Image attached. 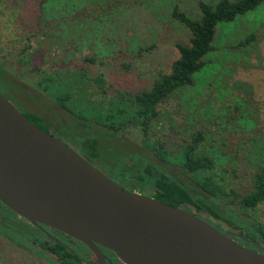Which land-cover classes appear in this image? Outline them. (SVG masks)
<instances>
[{
    "label": "rangeland",
    "instance_id": "374dc122",
    "mask_svg": "<svg viewBox=\"0 0 264 264\" xmlns=\"http://www.w3.org/2000/svg\"><path fill=\"white\" fill-rule=\"evenodd\" d=\"M39 1L0 0V9L3 6L18 7V11L8 8L1 13L0 46L5 52L15 53L16 60L19 58L17 53L32 43L28 51L31 56H25L23 64L16 62L11 68L24 75L25 81L34 90L37 89L40 77L47 71L59 68L65 73L67 68L70 72L76 70L77 73H85L90 85L86 90L74 92L68 106L76 114L80 113L81 117L89 119H86L87 124L94 121V134L101 131V127L95 125L98 112L86 110V98L98 103L102 99L107 104L118 90L139 92L149 89L160 73L169 71L171 62L178 56L175 43L186 44L190 37L188 28L172 17V8L177 6L193 19L200 16V0H121V5L117 7L118 0H85L80 10L66 13L65 16L64 13L61 15V7L42 9ZM66 1L63 0V3ZM202 1L214 4L218 0ZM112 4H115L114 9L110 8ZM41 10L42 21L44 23L48 19L49 26L39 29L36 37L29 41L26 35L31 29L25 26H31L30 22L35 20ZM18 12V21L14 22ZM58 20L63 22L59 25L63 28V42L61 38L51 36L52 31L56 33L54 25L60 23ZM16 34L19 37H15ZM250 35L253 37L246 44L236 45ZM140 47L145 49L140 50ZM213 47L214 50L205 58V66L193 75L194 84L179 87L158 105L162 117L166 112L169 116L152 125L148 138L153 141L158 136L164 139L167 147L174 148L182 136L189 138L190 133L203 130L205 139L200 147L215 161L213 168L205 173L215 180L220 179L221 184L227 188L245 194L252 189L253 171L264 164V2L230 22H219ZM88 57H94L95 61H86ZM34 67L41 70L34 72ZM0 85L2 94L22 113H39L43 118L50 117L56 123L54 114L58 109L48 99L39 97L37 102L7 85L5 88L2 82ZM101 88L106 91L104 95L100 93ZM68 122L65 113L63 138L55 131L52 134L125 188L151 195L147 189L139 191L137 181L127 173L120 172L116 161L101 156L96 157V161L91 160V150L87 153L81 149L80 141L77 138L75 141L71 136L72 133L82 132ZM51 125L56 128L54 124ZM135 127H126L124 132L121 129L113 137H119L124 142L127 137L140 145L143 135ZM98 138L103 140L106 136L99 135ZM198 205L204 206V212L200 210V214L205 220H211L214 215L221 216L242 230H238L242 234L240 241L242 239L244 242L255 243L254 247H264V236L257 231L264 224V202L243 215L238 214L234 207H223L221 204L213 206L199 200ZM180 207L190 206L183 202ZM0 264L37 263L0 255Z\"/></svg>",
    "mask_w": 264,
    "mask_h": 264
},
{
    "label": "water",
    "instance_id": "95a60500",
    "mask_svg": "<svg viewBox=\"0 0 264 264\" xmlns=\"http://www.w3.org/2000/svg\"><path fill=\"white\" fill-rule=\"evenodd\" d=\"M0 200L84 243L99 264V246L124 264H264L192 211L123 188L1 91Z\"/></svg>",
    "mask_w": 264,
    "mask_h": 264
},
{
    "label": "trees",
    "instance_id": "16d2710c",
    "mask_svg": "<svg viewBox=\"0 0 264 264\" xmlns=\"http://www.w3.org/2000/svg\"><path fill=\"white\" fill-rule=\"evenodd\" d=\"M84 1L67 0L63 3V0H40L39 7L42 9L43 7L50 8L51 6L53 8L61 7L63 9H60L61 15L64 13L65 16L66 13L80 10ZM262 2L264 0H218L216 3L210 4L200 0L198 1L200 16L196 19L187 16L177 6L173 7L171 11L172 17L183 23L190 31L188 42L186 44L175 43L178 56L171 62L169 71L160 73L157 79L152 82L149 89L139 92L118 90L117 94L111 97L107 104L102 99L98 103V101L86 98V110L98 112L95 125L101 127V131L96 134L93 133L95 128L92 127L94 121L87 124L86 121L89 119L81 117L80 113L76 114L68 106V102L74 92H81L82 89L86 90V87L90 85V81L86 78L87 75L85 73L84 76L82 73H77L76 70L70 72L66 68L65 73H63V69H53L44 72L38 80L37 89L34 90L25 81L26 77L24 75L11 68V65L16 64V62L23 64L25 56H31V52L28 51L32 48V43L27 44L17 53V56H19L16 59L17 61L15 60V53L5 52L0 46V82H2L5 88L7 85L28 99H36L39 102L38 98L41 97L48 99L54 104L58 109L57 113L54 114L56 123H53L48 116L47 119L43 118V115L39 113L29 111V113L27 112L24 115L39 127L50 133H54L53 131H55L62 138L63 116L66 113L69 118L68 124L83 133H72L71 136L74 140L76 141L77 138L78 141L83 143H86L87 140L92 141L93 144L90 143V147L84 148L87 153L91 150L89 153L91 158H99L101 156V158L113 160L125 166L126 156H131L132 152L139 153L137 150L142 147L127 137V141L124 142L121 138L113 136H115V132L121 129L123 131L126 127L137 126L135 128L143 135L141 143H147L145 145L151 148L148 160L144 164H139V167L144 170V174H146L144 177L150 181L151 186H157L154 188L157 195L156 198L159 197L158 199H163L162 201L173 206H180L181 203L186 202L197 208H199L198 200L206 204H209V199L223 200L229 206L233 205L237 213L238 211L247 213L249 210L255 209L258 204L264 202V164L253 171L251 179L252 189L250 192L241 194L231 187L227 188L222 185L220 179L215 180L205 173L213 168L215 161L213 157L200 147L205 139V132L203 130L190 133L189 138L182 136V139L178 144H175V147L172 145L174 148L166 147L165 142H163L164 139L161 140L158 136L153 141H149L148 135L152 132V125L154 123L161 122L169 116L166 112V114L163 113L164 116L162 117L160 110L157 108L158 105L165 101L179 87L194 84L193 75L205 66L207 54L214 50L213 40L217 24L219 22H230L236 16L254 9ZM119 3H121V0L116 2V7L121 5ZM114 6L115 4H112L110 8L114 9ZM8 8L18 11V7L3 6L0 9V16L4 12L3 10ZM42 13L41 10V13L36 16L35 20H31V26H25L31 29V32L26 35L29 41L36 37L39 29L42 30V27L49 26L48 19L43 23ZM16 16L17 18L14 22L18 21L19 12ZM44 18L46 19V17ZM58 21L60 23L54 25L56 33L52 31L51 36L61 38L63 42V28L59 26L63 22L61 20ZM0 33L2 34V32ZM1 34L0 43H2ZM15 37L19 36L16 34ZM251 37L253 35H250L249 38L242 42H238L236 45L246 44V42L250 41ZM45 39L48 41V37L45 36ZM8 42L13 44L11 40ZM15 42H17V39ZM139 49L143 50L145 48L140 47ZM85 60L94 62L95 58L88 57ZM33 69L34 72L41 70L37 67ZM5 75H7V78H5ZM98 78L102 80L101 76ZM21 87L26 90H22ZM105 92V89L101 88L100 93L104 95ZM40 106L43 108L42 105ZM77 111H79V108ZM48 122H52L56 128L53 130L48 128ZM155 134L153 133V135ZM99 135L106 136V138L103 140L97 139ZM174 139L172 140L173 142ZM165 172L170 176L167 177ZM175 172L180 174L176 175ZM135 175L142 177V173H135ZM190 181L194 182V186L189 185ZM23 226L28 228L26 224H23ZM257 231L264 236V224H261L257 228ZM69 256L70 260H72V257H75L72 253H69Z\"/></svg>",
    "mask_w": 264,
    "mask_h": 264
},
{
    "label": "flooded vegetation",
    "instance_id": "af4514ba",
    "mask_svg": "<svg viewBox=\"0 0 264 264\" xmlns=\"http://www.w3.org/2000/svg\"><path fill=\"white\" fill-rule=\"evenodd\" d=\"M51 124L53 123L48 122L49 125L48 128L53 130L54 127ZM44 131L49 134H52L49 131L46 130ZM164 135L162 136L164 137ZM59 137L57 138L62 140L61 139L62 137L61 138ZM161 140H163V138H161ZM90 143H92V141L87 140L86 143L80 142L79 145L80 148L84 150V148H87V146L90 147ZM139 143L142 147L141 149L137 150L139 153L132 152L131 156L127 155L126 160L124 162L125 166H122L119 162H117L118 167L120 169V172L127 173V175L132 176V178L137 181L136 187L138 188L139 191L143 189H147L151 192V195H145V196L160 200L156 198L157 195L154 191V188L157 186L155 187L151 186L150 181L146 177H144L146 175L144 174L145 173L144 170H142L141 167H139L140 166L139 164H144L148 160V154L149 152H151V148L147 147L145 143H141V142ZM166 145L167 143H165V146ZM90 159L96 161V158L90 157ZM90 163L92 164V162ZM134 172L137 174L142 173V177L135 175ZM175 173L180 174L178 172ZM165 174L167 177L170 176L166 172ZM117 183L120 184L119 182ZM190 184L194 186L193 181H190L189 185ZM120 185L123 188H125V186H123L122 184ZM134 186L135 185H133V188ZM128 190L142 194L141 192H138L132 188ZM220 204L223 205V207L229 206L226 201L223 200L217 201L215 199H209V205L219 206ZM187 206L188 207L190 206L191 208L189 207L185 209L192 211L195 215L205 220L204 218H202L200 214L201 211L204 212L203 209L204 206H202L203 208L199 207V209H196L197 207L191 204H187ZM192 207L195 209H193ZM229 207L233 208V205H230ZM238 214L243 215L244 213L238 211ZM211 218H212L211 220H205V221L210 225L214 226L215 228H217L221 233L230 236L233 240H235L239 244L251 250L264 254V247L263 248H260V246L254 247L256 245L255 243L253 244V243H248L246 241L244 242L242 241V239L240 241L239 238H241L240 235L242 234H239V231L242 230L238 228V226H236L233 222H227L226 219L222 218L221 216L219 217L217 215H214ZM23 224H26L28 228H25ZM99 248L105 256L106 264H111V263L124 264L115 256V254L112 251L101 246H99ZM0 253L1 256L13 260L14 259L21 261L33 260L37 264H99V260L97 259L96 255L84 243L78 241L75 238L67 236L61 231L50 228L42 223H37V224L32 223L27 218L19 215L17 212L7 207L1 200H0ZM69 253L75 255V257H72V260H70Z\"/></svg>",
    "mask_w": 264,
    "mask_h": 264
}]
</instances>
